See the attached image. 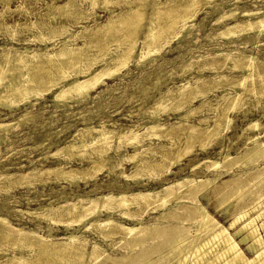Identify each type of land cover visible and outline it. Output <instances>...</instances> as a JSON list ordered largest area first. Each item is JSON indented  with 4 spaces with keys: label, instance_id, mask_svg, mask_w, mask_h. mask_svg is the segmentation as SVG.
Segmentation results:
<instances>
[{
    "label": "rangeland",
    "instance_id": "374dc122",
    "mask_svg": "<svg viewBox=\"0 0 264 264\" xmlns=\"http://www.w3.org/2000/svg\"><path fill=\"white\" fill-rule=\"evenodd\" d=\"M22 1L23 0H8L7 3L10 10L9 12L6 11L3 16V19L8 23L18 22L20 24V26L18 25L19 27L17 26V38H19V41H14V39L10 40L8 37L9 35H7L3 29H0V46L24 45L28 46L31 51L37 50V52H41L43 47L47 45L48 51H52V48L56 47L53 45H56V43L62 41L65 35L58 34L51 39H44V41L43 38L40 37V35L46 34L47 28L45 29L44 26H41V28L39 25L36 28L28 29L25 24H28V22L34 20L38 21V19L39 22H47L48 25L50 24L49 26H60V24L62 26L63 24L65 25V28L69 30V34L67 35H74V38H71V45H82L84 41L88 40L89 44L87 47H85V51L82 52H88L87 56L89 54L91 58L89 56L88 58H90L91 60L86 58L85 61L87 62H85L83 60V57L82 59H80L85 68L91 67L93 69H99L103 64L110 63L109 59H111V57H114L113 55L117 53L116 51L119 50V47L123 48V45L125 47L128 44V40L125 38L120 41L121 46L116 44L115 42L105 43L103 39L107 38L108 33L118 32V35H122L120 34V32L123 33V27L133 24L132 26L134 27L135 31H137L136 34L138 33L137 36L135 34V37H137L138 39V43L136 44L133 54L135 55L139 54L140 42L142 41V37L144 36L142 26L144 27L146 24H144L142 21H146L147 24L152 23L159 28L161 25H163L162 23H164V25L170 26L166 30H160L157 32L158 39L155 40L156 42H153L151 44L152 48L149 49L150 52L149 50H145L144 55H146V57L143 60L137 63V55H135L134 57L132 56L131 59L129 58L126 65L121 68L118 73H115V75H113L111 78L105 79V84L98 86V88L90 94V97L87 98V100L73 101V99L67 98L64 99L65 101L59 100L55 102L52 94L48 93L44 94L43 97H40L37 100L31 98V104L29 102H26L23 104H19L18 107H12V109L0 105L1 121L14 122L25 111H29L30 115H32V118L30 117L31 119L27 118V120L25 121L18 122L19 125H17V127H14V129H11L5 135L6 137L0 141V216L8 218V220L14 227L22 228L25 231L35 230L40 236H46L47 233H49L46 225L49 222L51 238L55 240L62 241V238H64L69 233L74 232L76 235L83 236L86 239L85 245L87 249H91L93 242L99 243V250L103 253V256L106 254L108 256H102L100 258L101 260L104 258L109 259L110 256L111 258L119 256H123L124 258L123 260H121V262L110 260L111 258L109 260L107 259L106 261L109 264H140L141 260L155 258L156 255L146 254L144 257L136 259V261H131L128 258L132 255H135L142 248L141 245H136L130 250L127 245L128 238L120 239L121 237H119L118 235L105 236L104 238H101V236L94 228L84 230L85 227L83 226L84 224L88 225L86 224L87 222H72L68 227H65L61 222L56 224L51 223L50 221H46L45 218L35 215V213H33V208L36 209L39 207H43V205L46 206L49 201L55 206L62 204L65 200V197L68 201H75L78 195H92L94 194V192H90V190L94 186L97 187V190H95V192L97 193L105 192L108 190H112L115 192H144L147 190L160 189L162 186L168 184V182H174L180 177L188 175L195 176L196 178L201 180H204L206 178L212 179V182H210L208 185L202 186L200 193H198L196 196L189 193H184L180 195V197L176 198H179L178 200H176L174 197H171L172 199L169 198L170 201L168 200L165 206L156 207V209H151L155 206L150 208L144 207L143 210H138L139 212L134 213L136 208L132 207V209L130 208L126 210V213L128 212L127 214L129 215V218L125 217L123 214L121 215V212L113 213V216L118 220L120 219L124 221L126 224L138 223V218H141L142 222L145 225L155 223L154 218L158 217V223H167L169 225L167 227L168 229L175 226H180L183 230H188V232L192 234L193 232L195 233L194 228L196 226H194L193 223H189L190 221H188L189 218L187 216V211L189 207L192 206L191 199H199V201L203 206L206 207L212 217L222 226H228V224L232 221L233 214L238 212V210H240L242 206L246 205V208L243 207L245 210H248L251 206H253L251 208L252 211L250 209L248 210V214L246 217H255V224L260 226V224L264 220L263 209L261 211V207L264 205V185L256 184L254 180L245 178V171H250L252 165H247L246 163L240 165V163L245 160L243 158L238 159V163H231L232 166L227 171H225L223 168L218 170L217 172L208 171L207 169H205V167L207 163L206 160H210V162L221 161V156L224 155V152L226 150L228 151V154L230 156L238 158H241L242 154L245 152L250 153V149L253 147V144L249 141V136L255 134V132L257 135H259L260 142L264 144V87L261 96L257 97L255 94L251 93L248 90V87L251 86L259 87L261 83L264 85V76L255 77L251 81L249 80L247 83L245 82L242 88L241 85H238L241 80L240 78L248 74V70L244 67V65L238 63L236 67H233L230 61H227L223 64H218L214 68H210L208 66L202 68L201 65H204L205 61H210V59H220L222 55L231 53L249 56L255 62H259V65L257 66L259 67L258 69L260 71L261 69H264V27L260 29L255 27L248 29L247 26L242 25L239 31L237 30V32L234 34H231L229 36L220 34L226 25H232L233 23H235V21H246L248 19L249 21H255L259 19L260 16L264 14V0H215V2L221 3L217 9H213L212 7H210V5H202L204 4V2H206V0H198L199 3L201 2V7L197 15L193 19L188 21V25H190L188 30L180 28V22H175L177 20H175V18V21H173L172 15L165 13L167 14L166 16L169 15L167 19L165 18L166 16L163 15V12H157L159 13L158 15L155 13L154 15L156 17L152 15L154 9L153 5L150 4L152 0H147L148 2H144V5H142L141 2H137V0H133L134 2L132 0H130V2H128L129 0H119L120 2L118 0H112L111 2L107 3L103 0H97L96 4L94 5H91L90 0H74V2H81L80 7H78L79 9H77V7L75 6L73 8L69 7L67 10L68 12L66 11V13L62 14L57 11H52L51 5L63 3L65 0H30L29 2L28 0H24V2H27V5L26 2L25 4H23L24 2ZM101 1L104 2L105 5ZM159 1L163 2L164 0L157 1V10L164 9V11H166L167 9H169L172 11L173 9H175L173 11H179L180 8L182 9L184 5H187L186 2H183L182 0V2H180L179 0L181 5L179 4V2H177L178 0H175L172 2V4L167 3L165 4V6L159 3ZM0 3L1 10L2 4L4 2ZM131 3H135L133 4L135 6H133ZM17 4L23 5L24 9H15ZM167 5L168 8L165 9ZM173 5H175V8ZM100 6L102 9L100 8ZM162 6L165 8H163ZM151 7H153V9H151ZM86 9H88V18H86L85 15L82 16L86 12ZM127 9L128 11L133 9V12L130 13V11L128 12ZM46 10L48 13L46 12ZM77 10L79 11L77 12ZM144 10L146 14L143 12ZM230 10L231 12H235L234 17L218 19L223 12ZM38 11H40V13ZM247 11L251 12V14H245V12ZM122 12L123 14L127 15L123 18L125 25L121 24V26L119 24L118 26L113 28L114 30L111 29L109 32H101V36L98 35L99 33L93 34L94 27L105 22L107 18L116 16V14L119 13L122 14ZM67 13H70V15H68ZM42 14L45 15L40 16ZM74 15H76V18L74 17ZM143 15L145 16L142 18ZM149 15H152L157 19L151 18L152 16L149 18ZM160 16H162L163 18ZM47 17H49V19ZM144 18L146 19L143 20ZM66 19H68V21ZM129 27H131V25ZM137 28L139 30H137ZM40 29L42 33L40 32ZM140 29L142 31H140ZM90 30L92 31V33ZM91 34L93 36H91ZM20 39H26V42H22ZM165 40H167L166 43H164ZM102 41L104 42V44ZM92 42L94 43L91 46ZM87 48H89V50ZM151 49H158V51L154 52L153 50L151 51ZM93 57L94 59L97 57L104 58H97L96 60H94ZM208 57L210 59H208ZM100 59H103V61H100ZM89 60L90 62H88ZM92 60L93 62H95L93 63ZM89 63L92 65H90ZM46 66L47 68H51V64H45V67ZM109 66L111 67L110 64ZM42 67H44V65ZM112 69H115L113 65ZM71 78L72 77H69L68 80L70 81ZM217 81H220L219 83H217V87L209 88L208 85H204L209 84V82L212 85ZM182 85H184L185 89H187L185 91L193 90L191 88H193L195 85L199 86L200 95L195 93L194 97L192 98L191 96L193 95L188 94V96H185V99L187 98L186 100H188V102L190 101L188 105L193 109L194 112L192 111L191 113L186 114V108H188L189 106L186 105L185 108L183 106L184 103H182V101L177 102L178 100L175 98L174 99L176 103L174 102V100L170 99L168 101H165L162 106L160 105L154 107L158 102V99L160 100L161 97L167 96V94L165 95L164 93L174 92L177 90V87H181ZM143 88H145V91ZM97 94L99 95L97 98H95ZM235 96H239L238 104L235 106L234 110H229L230 112L228 111L226 113V115L231 119V122L229 124L230 128L226 132H224L222 137L211 141V139L207 137V133L205 134L204 131H206V128L208 126H212L213 122L218 119L219 114L221 113L220 106L222 107L224 103L229 102L231 99L235 98ZM181 105V109L177 110L176 107ZM240 107H242V109ZM151 112L156 114L155 117L163 126V129L158 131V135H152L153 138L152 136L150 137L148 133H143L141 137L144 142H142L141 146L139 147L140 150L138 152L145 153V156L142 155V158L148 163L151 162L149 164H153L159 161L162 157L163 158L160 161H164L166 157H172V154L177 153L178 150L180 151L182 147H189L191 153L189 152L188 156L182 157V165L172 167V170L175 171L174 174L152 179L150 177V172L147 170H143L142 172H140V176H138L137 178L129 177L128 179H126L125 177H118L116 179V182L112 183L111 181L112 179H115V177L113 176V173H108L109 167L111 166V164L109 163L105 168L103 167L95 174L94 179H88L85 177V175L84 179L79 178L76 179L77 181L74 180L76 181L75 183L74 181H72L71 183L67 180H65V182L64 179L57 178L55 176V173H43L41 174V176L39 175L34 178L32 184H29L28 182L20 183L16 179L19 173L25 172L26 170L34 166L44 169L49 166L55 167L59 164H65L64 166L81 168L83 166L91 165L90 163H92L91 161L93 160L102 161L108 156L112 155L117 157L119 156V154L124 158V160L122 161V170L128 174L132 169H134L133 163H135V161L128 162L126 158L129 155H132V153H135L136 155L137 151L132 148V145H125V139L123 135L117 136L111 132H108L103 136L93 134L94 136H97L96 139L99 138L98 136L104 137L105 139L102 140V138H99L98 142L94 138L96 140L95 141L93 139L94 136H92L91 142H93V144L96 142L94 145L90 142L87 147L85 146L86 148L78 146L79 148H71L69 149V151L63 150L60 153L53 154L54 156L52 155V153H54L56 148L63 146L65 143L73 142V140L75 139L74 136L76 137V134H79V132H76V128L79 129L87 123L89 125L96 126L104 125L107 128H115L116 130H121L122 127L123 129H125L130 125H134L135 130L141 133L145 130L146 126L151 120ZM255 120L257 122L258 129L257 126L255 127L256 129H249V131L245 129L251 121L255 122ZM258 121L261 126L259 125ZM136 124L138 126H136ZM180 124V129L181 127H184L182 128L184 129V131H179L178 133L173 134L174 131H171L172 126H178ZM194 125L196 126V130H194V132H192L190 135L191 142L186 144L185 140H183L188 134L186 128ZM242 128L244 129L245 133L243 132ZM168 129L169 131H167ZM201 132L203 133V135H201ZM80 134L86 133L80 132ZM113 134L115 135V137ZM176 134L181 138H176ZM181 135H183L184 137ZM199 137L201 138V140ZM100 141L103 143H101ZM104 142L106 143L104 144ZM177 146L179 147L177 148ZM107 148L109 149L107 150ZM160 148H162L163 150ZM168 150H171L172 152ZM261 150V152H263L264 161V145ZM158 151H160V153ZM161 151L166 153L164 154ZM218 152H221L220 155ZM30 161L33 162L30 163ZM167 164L168 160H165L163 162V165L166 166ZM226 164L229 165L230 163L226 162ZM259 164L263 165V162L261 161L259 162ZM191 166L195 167L193 171H191L190 169ZM179 167H181V169H179ZM216 173L220 175L215 178ZM89 174H93V172L90 171ZM5 176H8L9 178ZM40 179H42V181ZM25 185H28L27 188ZM28 199L30 200L29 202ZM225 208L227 209V211ZM20 210L22 212H20ZM39 211L40 210H37V212ZM259 212L262 217H256ZM161 214H164L166 219H162ZM105 215V213L100 214V217H104ZM76 216L77 214L72 215L71 219L74 220ZM64 218L65 217H63L62 219ZM176 218H179L181 222L179 223ZM182 219L184 220L182 221ZM167 228L160 229L163 230V232H169ZM260 229L261 228L259 227L258 232L261 235H264L263 230ZM230 231L231 233H233V230ZM7 244L10 243L4 241L0 244L2 248L0 249V257L2 255L17 253L20 250H22L24 253H27L28 249L19 250ZM159 245H164V243L159 242ZM240 247L248 257L253 256L245 245H240ZM167 248L168 247L165 248L161 246V254H165L167 252L171 253V251L167 250ZM162 257H164V259L160 261L161 264L167 262L175 264L173 262L175 259L174 253L168 256L164 255ZM80 263L86 264L87 262L80 261L77 264Z\"/></svg>",
    "mask_w": 264,
    "mask_h": 264
},
{
    "label": "bare ground",
    "instance_id": "6f19581e",
    "mask_svg": "<svg viewBox=\"0 0 264 264\" xmlns=\"http://www.w3.org/2000/svg\"><path fill=\"white\" fill-rule=\"evenodd\" d=\"M7 1L8 0H0V2H2V3L4 2L2 4V8L0 10V29L1 30L3 29L6 32V34L9 35L8 37L10 40L14 39V41L15 40L19 41V38H17V36H18L17 26L18 25L20 26V24L18 22L8 23L3 19V16L6 13V11L9 12V10H10ZM29 1L30 0H28V2ZM103 1L107 3V2H111L112 0H103ZM118 1H117V3H118ZM146 1L147 0H140V1L137 0V2H141L142 5H144L146 3ZM152 1H153V3H152ZM152 1L150 3L154 7V9H153V7H151V9H153L152 15H154L155 13L158 15L159 13H157V12H163L164 13L163 15H165V16L167 14L172 15L173 18L172 17L171 18L173 19V21H175L177 19L175 22H180V28H182L184 30H186V29L188 30V28L190 27V25H188V21L193 19L197 15V13L201 7L200 6L201 2L199 3L198 0H182L183 2H186L187 5L186 6L184 5L183 7L181 6L182 9L180 8L179 11H173L175 9H173L171 11V10L167 9L168 5L166 6V8L162 6L163 8L167 9L166 11H164V9L163 10H160V9L157 10V8H158L157 1L158 0H152ZM173 1H175V0H164L163 2L159 1V3H161L165 6V4H167V3L172 4ZM182 1L180 0V2H182ZM22 2H24V0ZM25 2L23 4H25ZM90 2H91V5H94V4H96L97 0H90ZM104 2H102V3H104ZM128 2H130V0ZM177 2H179V0ZM180 2H179V4H180ZM21 4H17L15 9L20 10L21 8H23V5H21ZM80 4H81V2H74V0H65L63 3L51 5V8H52L51 10L57 11V12L62 14V13H66V11L68 10L69 7L73 8L75 6V7H77V9H79L78 7H80ZM133 4H135V3H133ZM220 4L221 3L215 2V0H206V2H204V4H202V5H207V6L210 5V7H212L213 9H215V8L217 9L220 6ZM26 5H27V2H26ZM104 5H105V3H104ZM175 5H173L174 8H175ZM128 6H129V4H128ZM133 6H135V5H133ZM91 8H92V6H91ZM100 8H101V6H100ZM142 8H143V6H142ZM132 10H129L130 13L133 12ZM78 11L79 10H77V12ZM127 11H128V9H127ZM38 12L40 13V11H38ZM46 12H47V10H46ZM139 12H138V14H139ZM143 12L145 13V10ZM19 13H20V11H19ZM165 13H167V14H165ZM67 14L70 15V13H67ZM234 14H235V12H231V10L226 11V12H223L219 16L218 19H223V18H227V17L232 18V17H234ZM245 14H251V12L247 11V12H245ZM43 15H45V14H42L40 16H43ZM84 15L86 16V18L89 17L88 16V9H86V12L82 16H84ZM125 16H127V15L123 14V12H122V14L119 13V14H116V16H111V17L107 18L106 21L101 23V24H99L97 22L99 25L93 28V30H94L93 34L99 33L98 35H100L101 32H109L111 29L115 28L119 24L125 25V23L123 21V18ZM144 16L145 15H143L142 18ZM151 16L149 15L148 17L150 18ZM154 16H152L151 18L156 17V16L155 17ZM168 16H166L165 18L167 19ZM74 17L76 18V15H74ZM160 17H162V16H160ZM47 18L49 19V17H47ZM146 18H144L143 20H145ZM174 18H175V20H174ZM42 19H44V18H42ZM68 19H66V20L68 21ZM128 19H130V18H128ZM155 19H157V18H155ZM89 20H90V18H89ZM77 21H78V19H77ZM80 21H82V20H80ZM130 21H132V20H130ZM159 21H160V18H159ZM73 22H75V21H73ZM142 22L146 25L144 27L142 26L144 36L142 37L143 39L140 42L139 54H135V55H137V63L146 57V55H144L145 50H149L150 48H152L151 44L153 42H156L155 40L158 39L157 32L160 30H166L170 26V25H164V23H162L163 25H161V23H160L161 26L159 25L160 26V28H159V27L153 25L152 23L147 24L146 21H142ZM172 24H173V22H172ZM25 25H26V27H28V29L29 28H36L39 25H40V27L44 26L45 29L47 28L46 34L40 35V37H42L43 40L44 39H47V40L51 39L52 37H55L58 34L59 35H65V37L63 38V40L61 39L62 41H59L58 43H56V45H53L56 47H53V48L51 47L52 51H48L47 45L45 47H43L41 52H37V50L31 51L28 46H24V45L23 46H13V45L12 46H0V105L7 107V108H11V109L14 106L18 107L19 104H23L26 102H29L31 104V98H33L34 100H37L40 97H43L44 94H48V93L52 94L55 102L59 101V100L62 101V100L67 99V98L73 99V101L74 100L75 101L87 100V98L90 97V94L93 91H95V89H97L98 86L105 84V79L111 78L113 75H115V73H118L119 70L126 65L128 59L129 58L131 59L132 56L133 57L135 56L133 54L135 51L136 44L138 43V39H137V37H135V34L137 31H135L134 27L132 26L133 24H130L131 27H129L130 25L126 26V27L124 26L123 27V30H124L123 33L120 32V34H122V35H118L119 33L116 31H114V32H116L117 34L116 33H108L107 38L103 39L105 43L115 42L116 44L120 45V41L123 38H125L128 40V44L125 47L123 45L122 46L123 48L119 47V50H118L119 52L116 51L117 53L116 54L114 53L115 54V55H113L114 57H111V59H109L110 63L103 64L99 69H93L91 67L85 68V66H83L82 61L80 59H82V57H83V60L85 61V59L88 58V56H89V54L87 56L88 52L87 53L82 52V51H85L84 50L85 47L88 46V44H89L88 40L84 41L82 43V45H76V46L71 45V43H70L71 38L74 35L73 36L67 35V34H69V30H67L65 28V25H63V24H62V26H61V24H60V26H53V25L49 26L50 24L48 25L47 22L46 23L39 22V19H38V21H36V20L30 21V22H28V24H25ZM57 25H58V23H57ZM242 25L247 26L248 29L253 28V27L259 28V29L263 28L264 27V14H262V16H260V18L255 20V21H249V19L246 21H235V23H233L232 25H228V26L226 25L225 27L223 26L224 29L221 31L220 34L225 35V36H229L231 34H234L237 32V30L239 31V29L241 28ZM26 27H25V29H26ZM120 30H121V27H120ZM137 30H139V29L137 28ZM30 31H32V30H30ZM37 31H39V30H37ZM85 31H87V30H85ZM140 31H142V30L140 29ZM40 32H41V29H40ZM91 33H92V31H91ZM137 34H136V36H137ZM215 34H216V32H215ZM91 36H93V35L91 34ZM96 36H94V37H96ZM91 40H90V42H91ZM21 41L26 42V39H23ZM41 41H42V39H41ZM94 42H92V44L90 43L91 46L93 45ZM104 42H103V44H104ZM166 42H167V40H165L164 43H166ZM87 49L89 50V48H87ZM152 50L154 52L158 51V49H156V50L151 49V51ZM149 52H150V50H149ZM109 53H110V51H109ZM211 57H213V56H211ZM220 57H218V58H220ZM90 58H88V59H90ZM97 58L94 59V57H93L94 60H96ZM99 58H104V57H99ZM208 59H210V58L208 57ZM90 60L88 62H90ZM100 61H103V59H100ZM227 61H230V63H232L233 67H236V65H238V63H239V64L244 65L245 68H247L248 74L242 76L240 78L241 80L238 84V85H241V87L244 85L245 82L247 83L249 80L251 81L255 77H261V76L263 77L264 76V69H261V71L258 69L259 67L257 65H259V62H255L249 56H244L241 54L227 53L225 55H222V57L220 59H216V60L210 59V61H207V62L205 61L204 65L202 64L201 66H202V68L205 66H208L210 68H214L216 65L223 64ZM85 62H87V61H85ZM85 62H83V63H85ZM92 62H93V60H92ZM45 64L46 65L51 64V68H47V66L45 67ZM109 64L111 65V67L109 66ZM43 65H44V67H42ZM84 65H86V64H84ZM90 65H92V64H90ZM112 65L115 67V69H112ZM121 76H122V74H121ZM69 77H72L70 81L68 80ZM152 81H154V80H152ZM210 82H209V84H204V85H208L209 88L210 87H217L218 86L217 83H219L220 81H217L216 83H213L212 85L210 84ZM263 87H264V85L261 83L259 85V87H257V86L248 87V90L251 93L255 94L257 97V96H261ZM143 89L145 91V88H143ZM191 89H193V90L185 91L187 89H185L184 85H182L181 87H177V90L174 92L164 93L165 95L167 94V96L163 95L164 97H161L160 100L158 99V102L156 101L157 102L156 105L154 102V105H155L154 107L160 106V105L162 106L165 101H168L170 99L174 100V102H175V99L178 100L177 102L182 101V103H184L183 106L185 107L186 105H188L190 103V101L188 102V100H186L187 98L185 99V96H188V94L193 95V96H191V98H192V97H194L195 93L200 95L198 85H195ZM156 93H157V91H156ZM98 95L99 94H97L95 96V98H97ZM236 96H235V98L231 99L229 102L224 103V105H222V107L220 106L221 113L219 114L218 119H216L215 121L213 120L214 121L213 125L208 126L206 128V131H204L205 134L207 133V137L209 139H211V141L212 140L214 141V140L222 137L224 132H226L230 128L229 124L231 122V119L226 115V113L229 110H234L235 106L238 104L239 96L238 97H236ZM148 107H149V105H148ZM168 107H170V106H168ZM181 107H182V105L177 106L176 108L178 110V109H181ZM242 107H240V108L242 109ZM161 108H163V107H161ZM186 109H187L186 114H189L193 111V109L190 108V106ZM154 110H155V108H154ZM167 110H169V109H167ZM138 112H140V111H138ZM152 112H153V109H152ZM152 112H151V115L149 113L151 120L149 121L146 128L144 127L145 130L141 133L139 131L135 130L134 125H130L128 128H125V129H123V127H122L121 130H116L115 128H109V127L107 128L104 125H97L96 126V125H89L87 123V124H84L79 129L76 128V132H79V134H76V137L74 136L75 139L73 140V142L65 143L63 146L56 148L54 153H52V155H53V154L60 153L63 150L69 151V149H71V148L74 149L78 146H81L82 148H84L85 146L87 147L88 144L92 140L91 137L94 136L93 134L103 136V135H106L108 132H111L117 136L123 135L124 139H125L124 140L125 145L126 144L132 145V148L137 151L136 155H135V153L134 154L132 153V155H129L126 158V160H128V162L129 161H135V163H133L134 169H132L128 174L122 170L123 169L122 161L124 160V158L121 157V155L118 153L119 156H117V157L111 155V156H108L106 159H103L102 161L93 160V161H91L92 163H90L91 165L83 166L81 168H73L71 166H64L65 164L64 165L59 164L55 167L49 166V167L44 168V169L37 168L36 166H34L32 168H29L25 172L19 173V175L16 179L20 183L28 182L29 184H32V181H34V178H36L39 175L41 176V174H43V173H55V176L57 178L64 179V181L67 180V181L72 183V181L79 179V178L84 179L86 177L88 179H94L95 174L98 171H100L103 167L105 168L106 165H108L109 163L111 164V166H110L111 168L109 167L108 173L109 174L113 173V176L115 177V179H112V181H111L112 183H115L116 179L118 177H122V178L125 177L126 179H128L129 177H136L137 178L138 176H140V172H142L143 170L149 171L150 177L152 179L159 178L161 176L174 174L175 171L172 170V167L182 165L181 164L182 157L188 156L189 152L191 151L189 147H186V146H185V148L182 147L180 151L178 150L179 152L177 151V153H175V154L173 153L172 157H166L165 160L166 161L168 160V164L166 166L163 165V162L165 160L160 161L163 157L161 159L159 158L160 162L157 161L153 164H149L151 162L148 163L147 161H145L142 158L143 156H145L144 155L145 153H143V152L139 153L138 152L140 150L139 147L141 146L142 142H144L142 140V137H141V135L143 133L146 132L151 137L152 135H158V131L163 129V126L158 122V119L155 117L156 114L152 113ZM30 117L32 118V115H30V112L25 111L14 122L13 121H1L0 120V141L6 137L5 135L11 129H14V127H17V125H19L18 122L25 121V120H27V118H30ZM258 123H259V121H258ZM259 125H260V123H259ZM136 126H138V125L136 124ZM180 126H181V124L178 126H175V125L172 126L171 131H174L173 134L178 133L179 131H184V129H182L184 127H181V129H180ZM256 126H257L256 120H255V122L251 121L248 124L247 128H245V129H247L249 131V129L252 130ZM257 129H258V126H257ZM186 130H187L189 135L187 134L185 139H183V138L182 139L185 140L186 144H188L189 142H191L190 135L192 132H194V130H196V126L195 125L189 126L186 128ZM167 131H169V129ZM80 132L81 133L83 132L86 134H80ZM243 132H244V129H243ZM2 135H4V136H2ZM115 135H114V137H115ZM165 135H166V133H165ZM201 135H203V133ZM101 136H98V137L102 138V140L105 139L104 137H101ZM181 136H183V135H181ZM96 137L97 136H94L93 139L94 138L96 139ZM105 137H108V136H105ZM177 137H180V136H178L176 134V138ZM99 138H97L96 140L98 141ZM152 138H153V136H152ZM157 138H158V136H157ZM159 138H160V136H159ZM122 139H123V137H122ZM166 139H167V137H166ZM117 140H119V139H117ZM200 140H201V138H200ZM111 141H112V139H111ZM249 141L253 144V147L250 149V153L245 152L242 154L241 158H238V157L230 156L228 154V151L226 150L224 152V155L221 156L222 157L221 161L210 162V160H206L207 163H206L205 169H207L208 171L217 172L218 170L223 168L225 171H227L231 168V166H232L231 163H233V164L238 163V161H239L238 159L244 158L245 160L243 162H241L240 165L245 164V163L247 165H249V164L252 165L250 171H248V170L245 171V173H244L246 176L245 178L250 179V180H254L256 184H263L264 185V161H263V152H261L262 151L261 149H262L264 144L262 142H260L259 135H257L256 132H255V134H252L249 136ZM91 143L93 144V142H91ZM101 143H103V142H101ZM105 143L106 142H104V144ZM183 143H184V141H183ZM106 145H109V144H106ZM89 146H91V145H89ZM168 147H170V146H168ZM175 147H176V145H175ZM178 147L179 146H177V148ZM109 148H107V150ZM226 148H227V146H226ZM160 149H162V148H160ZM224 149H225V147H224ZM153 151H151V152H153ZM168 151H171V150H168ZM158 152L160 153V151H158ZM161 152L164 154L166 153L163 151H161ZM105 153H106V151H105ZM153 153H155V152H153ZM167 153H170V152H167ZM220 153H219V155H220ZM148 155H149V153H148ZM261 161L263 162V165L259 164V162H261ZM31 162H33V161H30V163ZM226 162H229L230 164L227 165ZM202 163H203V161H202ZM179 169H181V167H179ZM190 169H191V171H193L195 169V167L191 166ZM90 171H92L93 174H89ZM147 171H146V173H147ZM219 175L220 174L216 173L215 178L218 177ZM5 177H8V176H5ZM40 180L42 181V179H40ZM76 181H74V183ZM210 182H212V179L206 178L204 180H201V179L196 178L195 176H188L187 175L184 177H180L178 180H175L174 182H172V181L168 182V184L162 186L160 189L147 190L144 192L143 191H135V192L134 191H116L115 192L112 190H108L105 192H98L97 193V192H95V190H97V187L94 186L90 190V192H94V194H92V195H88V194H86L85 196L78 195V197L76 198L75 201H68L65 197V200L63 201V203L56 205V206L54 204H52L49 200H47V201H49V203L46 206L43 205V207H39L36 209L33 208L34 209L33 213H35V215H37V216L45 218L46 221H50L51 223H54V224L61 222L65 227H68L69 225H71L72 222H77V223L87 222L86 224H88V225L84 224V226H83V227H85L84 230L94 228V229H96L98 234L101 236V238H104L105 236H111V235H118L119 237H121L120 239L128 238L127 239V245H128V248L130 250L136 245L142 246V248L135 255H132L131 257L128 258L131 261H133V260L136 261V259L144 257L146 254H148V255H154L155 254L156 255L155 258H148V259L141 260L140 264H161L160 261H162L164 259V257H162V256H164V255L168 256V255L173 254V253L175 254V259L173 261L175 264H264V235L263 234L261 235L258 232L259 227L264 232V220L262 221L260 226H258L255 224V217H251V216L246 217L248 214V210L249 209L251 210V208L253 206L250 207L248 205L250 207L248 210L244 209V208H246V205L242 206V208L240 210H238V212L233 214L232 221L228 224V226H222L220 223H218L212 217V215L208 212L206 207L202 205V203L199 201V199H196V200L191 199V205L192 206L189 207V209L187 211V216L189 218L188 221H190L189 223H191V224L193 223V225L196 226L194 228L195 233L194 232H193L194 234L192 233L193 235L190 234V232H188V230H185V229L183 230L180 226H175L173 228L168 229L167 227L169 225L167 223H165V224H159L158 223V221H157L158 217L154 218L155 223H151L150 225H147V224L145 225L142 222L141 218H138V223L126 224L124 221H122L120 219L118 220L113 216V213L121 212V215L123 214L125 217L129 218V215L127 214L128 212L126 213V210H128L130 208L132 209V207L136 208L134 213L139 212L138 210H143L144 207L150 208V207L155 206L151 209H156V207L165 206L167 201L168 200L170 201L169 198L174 197L176 199L177 197H180V195H182L184 193H189L191 195L196 196L198 193H200L201 187L204 185H208ZM20 183H19V185H20ZM27 186H26V188H27ZM178 199H176V200H178ZM29 201L30 200L28 199V202ZM258 206H259V204H258ZM215 209H216V207H215ZM262 209L264 212V205L261 207V211H262ZM37 210H40V211L37 212ZM226 211H227V209H226ZM20 212H22V211L20 210ZM103 213H105L106 215L104 217H100V214H103ZM74 214H77V216L73 220V219H71V216ZM35 215H34V217H35ZM260 216H261V214L259 212L256 217H260ZM63 217H65V218L62 219ZM161 217H162V219H166L164 214H161ZM176 220L179 223L181 222V220L179 218H176ZM183 220L184 219H182V221ZM46 225H47V228H48L47 230L49 233H47L46 236H40L35 230H26L25 231L22 228L14 227L12 225V223L8 220V218L0 216V241H1V243L6 241L7 243L8 242L10 243L7 245H10L13 248H17L19 250L20 249H28L27 253H24L22 250H20L19 252L12 253L10 255L9 254L8 255H2L0 257V264H77L80 261L81 262L85 261V262H87L86 264H109L106 261L108 258L107 259L104 258L102 260L100 259L103 256V253L99 250V247H100L99 243L93 242L91 249H87L86 245H85L86 239L83 236L76 235L74 232H71L68 235H66L64 238H62L63 239L62 241L55 240V239L51 238L49 222ZM160 228H162V229L167 228L169 232H163V230H161ZM230 230H233V233H231ZM236 238H239V239H236ZM159 242H163L164 245H159ZM240 245H245L246 248L249 250V252H251V254L253 256L248 257L244 253V251L242 250ZM161 246H163L165 248L168 247L167 250H170L171 253L167 252L165 254H161V252H162V250H160ZM2 247H3V245H2ZM0 249H2L1 245H0ZM4 249H7V248H4ZM29 249H30V251H29ZM103 257H108V256L106 254ZM110 258H111V256H110ZM123 259H124L123 256H119V257L111 258L110 260H115L117 262H121V260H123ZM83 264H85V263H83ZM164 264H172V263L167 262Z\"/></svg>",
    "mask_w": 264,
    "mask_h": 264
}]
</instances>
